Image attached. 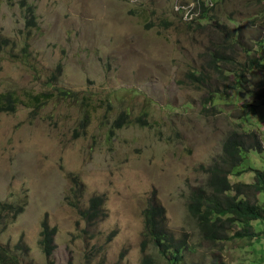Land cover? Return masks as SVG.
<instances>
[{
	"label": "rangeland",
	"instance_id": "rangeland-1",
	"mask_svg": "<svg viewBox=\"0 0 264 264\" xmlns=\"http://www.w3.org/2000/svg\"><path fill=\"white\" fill-rule=\"evenodd\" d=\"M173 5L0 0V97L20 99L16 112H0V200L19 208L0 212L7 262L168 264L154 245L143 251L144 212L158 201L172 235L191 243L186 264H264V222L253 224L256 240L232 231L210 243L189 212L233 131L264 150V69L255 65L242 96L235 66L222 62L221 76L211 64L217 48L240 66L264 63V0H217L193 23ZM246 161L263 169L264 152ZM96 196L102 215L86 219ZM45 222L57 230L50 259Z\"/></svg>",
	"mask_w": 264,
	"mask_h": 264
},
{
	"label": "trees",
	"instance_id": "trees-1",
	"mask_svg": "<svg viewBox=\"0 0 264 264\" xmlns=\"http://www.w3.org/2000/svg\"><path fill=\"white\" fill-rule=\"evenodd\" d=\"M204 13H208L207 10ZM208 17L203 14V18ZM32 19H35L33 14ZM263 42V41H262ZM260 44V48L264 50V45ZM224 50L228 46H222ZM217 48L212 56V66L218 70L221 76H225L227 70H221V63L232 64L235 69L232 70L236 76L232 90L242 91L249 83L248 76L253 72L254 68L259 66L264 69V63H260L254 59L248 66H240L234 63L231 55ZM264 57H262L263 59ZM257 65V66H255ZM236 66H239L236 68ZM67 95V93H64ZM235 96V95H234ZM230 99L235 103V99ZM43 96L33 97L34 107H39L44 101ZM48 98V97H47ZM264 104V96L257 98ZM20 104L19 97L16 93H7L0 97V112H16ZM124 116V115H122ZM117 119L114 127H121V118ZM250 147L247 146L244 137L239 131H233L227 138L224 145V153L221 156V162L215 164L210 169V178L207 189H199L193 194L192 202L189 206L190 214L195 218L201 235L204 240L212 243H218L228 240L232 231L236 232L234 236L239 238L253 237V222H264V206L261 200L264 199V170L257 171L255 183L249 186L235 185L231 182V177H242L245 174L244 163L248 155ZM262 197V198H260ZM103 205L101 197H94L91 201L90 208L86 210L85 217L88 219L93 216L98 219ZM13 207V206H12ZM0 201V211H7L5 208H12ZM14 209H17L13 207ZM146 243L144 244V252L148 250V244L154 247L165 257L168 264H186L190 263L186 260V252L190 249L188 239L178 241L166 226L167 212L166 209L159 205H151L145 212ZM56 228L50 229L48 224H43L40 244L43 252L47 257L53 256L55 250L54 238ZM9 252L6 248L0 247V264H18L19 259L12 258L7 262L6 256ZM151 258H145L144 264H154ZM194 264L193 262H191ZM52 264V263H51Z\"/></svg>",
	"mask_w": 264,
	"mask_h": 264
},
{
	"label": "clouds",
	"instance_id": "clouds-1",
	"mask_svg": "<svg viewBox=\"0 0 264 264\" xmlns=\"http://www.w3.org/2000/svg\"><path fill=\"white\" fill-rule=\"evenodd\" d=\"M217 3V0H193L192 2H182V1H180V0H174V5H173V10H174V12L176 13V14H179L180 16H181V19L185 22V23H193V22H196V21H199V20H202V18H203V14H207L208 15V13H210V11L214 8V5ZM205 10H207V12L208 13H204V11ZM32 19V18H31ZM122 115H124V116H122ZM121 116H122V118H121V123H122V120H123V118H128L129 117V115H126L125 113H123ZM120 116V117H121ZM119 117V118H120ZM117 121V120H116ZM115 121V122H116ZM115 124V123H114ZM114 127V126H113ZM114 128H117V127H114ZM118 128H121V127H118ZM225 145V144H224ZM248 147H250V149L248 150V155H247V157L251 154V153H257V154H259L260 156H262L263 155V152H264V150L263 149H261L260 147H259V145L258 146H256L254 143H252V146H248ZM223 153H224V148H223ZM247 157H246V160H247ZM249 161V160H248ZM246 162L247 161H245V163H244V171H245V174L247 173V172H249V170H252V172H254L255 173V175H254V182H255V176L257 175V171H261L262 172V170H264V166H263V169H261V170H259V169H255V168H253L252 167V164H249V166L247 167L246 166ZM244 174V175H245ZM243 175V176H244ZM243 176L242 177H231V182L233 183V184H235V185H243V186H249V185H246V184H243L242 183V178H243ZM239 178H241L240 180V182L241 183H239V182H235L234 180L235 179H239ZM76 191H77V188H76V190L74 191V194L76 193ZM96 197H98V196H96ZM100 197V196H99ZM193 197V196H192ZM94 198V197H93ZM92 198V199H93ZM102 198V197H101ZM262 198V197H261ZM1 202H4V201H2V200H0ZM92 201V200H91ZM102 201H103V198H102ZM191 202H192V198H191ZM191 202H190V204H191ZM5 204H7L8 206H10V207H15V208H17V209H19L17 206H15V205H12V204H10L9 202H4ZM153 204H155V205H159V206H162L163 208H165L166 209V207L165 206H163V205H161L158 201H156V202H151L150 203V205H149V207L151 206V205H153ZM90 205H91V203H90ZM90 205H89V207L87 208V210L90 208ZM190 206V205H189ZM5 208V209H7V213H10V212H16L17 211V209H14V208ZM148 207V208H149ZM147 208V209H148ZM21 209H23V211H24V207L23 208H21ZM146 209V210H147ZM146 210H145V212H146ZM1 212V211H0ZM4 212V211H3ZM145 212H144V216H145ZM166 212H167V209H166ZM189 212H190V208H189ZM100 215H102V211H100ZM191 215V214H190ZM4 217H7V216H3V217H1L0 216V219H2V218H4ZM167 217H168V212H167ZM191 217H192V219L193 220H195V218L191 215ZM99 219V218H98ZM196 221V220H195ZM197 223V222H196ZM255 222H253L252 224H254ZM145 225H146V219H145ZM43 228V227H42ZM237 231H239V229H237L236 231H233V234L235 235L236 234V232ZM56 232H57V230H56ZM253 237H245V238H239V237H236V236H234L233 235V240H236V239H240V240H242V239H247V238H249V239H251V240H253V238H254V240H256L257 239V236L255 237V231H254V226H253ZM231 234V233H230ZM229 234V235H230ZM257 235V234H256ZM56 236V235H55ZM55 239V238H54ZM182 239H187V238H182ZM181 239V240H182ZM180 240V241H181ZM228 240H230V238L228 239ZM188 241H189V239H188ZM223 241H227V240H223ZM223 241H221V242H223ZM254 242V241H253ZM145 243H146V237H145ZM144 243V244H145ZM210 243H212V242H210ZM219 243V242H218ZM253 244V243H252ZM251 244V245H252ZM150 245H152V244H148V248L150 247ZM144 251V250H143ZM190 253H192V251H191V243H190V249H188V251L186 252V260L188 261V255L190 254ZM146 258H148V257H146ZM149 258H151V257H149ZM144 260H145V258H144ZM51 264V263H50ZM52 264H54V263H52ZM143 264H144V262H143Z\"/></svg>",
	"mask_w": 264,
	"mask_h": 264
}]
</instances>
